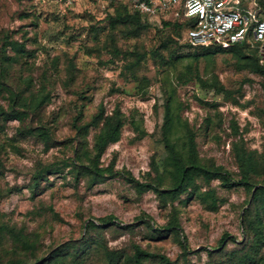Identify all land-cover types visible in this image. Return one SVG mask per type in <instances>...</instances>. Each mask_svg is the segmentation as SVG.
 <instances>
[{
    "label": "rangeland",
    "instance_id": "1",
    "mask_svg": "<svg viewBox=\"0 0 264 264\" xmlns=\"http://www.w3.org/2000/svg\"><path fill=\"white\" fill-rule=\"evenodd\" d=\"M106 11L87 0H0V62L11 58L0 83V264L52 251L61 254L50 264H132L137 245L169 259L146 264H264V206L252 197L262 165L256 186L197 177L173 199L128 178L171 185L168 110L167 137L179 153L188 159L194 146L202 162L239 178L238 151L264 157V77L231 45L190 47L182 30L160 23L133 35ZM101 104L107 113L120 107L126 123L99 162L115 173L94 180L86 165L101 125L89 123ZM175 213L183 232L149 225L165 227ZM108 215L135 225L87 226Z\"/></svg>",
    "mask_w": 264,
    "mask_h": 264
},
{
    "label": "trees",
    "instance_id": "2",
    "mask_svg": "<svg viewBox=\"0 0 264 264\" xmlns=\"http://www.w3.org/2000/svg\"><path fill=\"white\" fill-rule=\"evenodd\" d=\"M261 4L264 6V0H260ZM98 5H104L106 7L107 17L109 18L110 22H112L113 27L124 26L129 27L132 29L130 31L133 35H138L141 30L147 28L150 25L156 24L157 22L152 21L149 16L145 13H142L137 10H132L129 7V3L125 0H104L100 2H96ZM186 20L184 19H164L160 26L172 27L177 28L179 30L184 31L186 26ZM8 44L18 52H22L25 47L22 43H19L16 40H8ZM190 47L195 48H211L215 46H224V45H231L232 48H236L239 52V58L245 59L244 64L251 69H253L258 74L264 77V62L262 60L260 46L258 44H252L248 42H241V43H222V44H211L207 46H193L189 43H186ZM249 50L248 54H243V50ZM1 54V53H0ZM8 53L4 55V62H0V83L3 82L4 72L6 69L5 63L7 59H11ZM13 60L17 61L16 57ZM44 99L39 101V105L44 103ZM13 112L16 109H12ZM18 112L13 113L14 115ZM3 114H7V112H3ZM18 116V114H17ZM172 121V117L170 115V111L168 110L166 113L165 124L163 128V138L165 141L166 147L171 151L169 162L172 164L173 169L171 170L172 175V183L167 188H161L156 183H143L140 182L138 179H135L133 176H129V180L140 189L142 192L144 186H149L153 188L159 196L169 193L171 198H178L182 193H184L188 188L194 183L197 177H202L207 180L211 179H219L222 186L224 187H235L238 185L244 186H256L258 181H255L254 173L257 171L256 165H262L264 167V157L262 160H256L251 155H247L246 152H237V159L241 167L240 177L236 178L234 174L227 170L223 165L218 164L215 161H211L210 163H204L200 160L198 155H196V151L194 150V146H192L190 152L191 156L189 158H185L181 153H179L174 144L168 140L167 131L170 128V122ZM126 123V118L121 110L120 107L115 108L112 113H107L105 106L101 104L97 113L94 115L92 121L89 124L94 125H101L100 131L95 136V146H94V155L90 160L89 166L86 165L90 170L89 172L92 174L94 180H99V178L105 175V171H109L112 174L115 173L113 166L110 165L108 167H101L99 162L101 157L103 156L106 148L112 142H115L120 139L122 134V129ZM88 124V125H89ZM81 128V127H80ZM82 128L87 129V125L83 126ZM43 134L45 137L49 136L47 130H43ZM191 144H193V139L190 140ZM254 174V175H253ZM43 173L40 171L34 176V184L35 187H38L40 183V179L42 178ZM252 197L254 200H261L264 206V184L259 185L254 190ZM146 222V219H144ZM121 224L120 226L124 228H130L135 225V223L131 224H123L116 220V216L108 215L106 217H100L99 219H91L87 226L89 227H98L103 228L109 224ZM149 225L152 227L153 230L161 232L163 229L165 230H180L183 232L181 223L179 222V217L175 213L173 219L165 225V227H157L154 223H150ZM230 236L229 233H225L224 237L220 241V246H223L225 240ZM17 240L21 241L23 244L28 245L30 244V239L25 238L21 235H16ZM182 246L184 251H189V244L185 235H183ZM235 239V237H234ZM16 242V241H15ZM16 244V243H15ZM61 252L52 251V253L47 257L43 258L42 260H36L34 262L28 261L25 259L24 256H18L12 259L10 262L3 263V264H50L53 259H56ZM145 257L149 258H160L164 262L169 263V259L159 253L147 251L140 246H136L134 254L132 256V264H146ZM110 264H117V262Z\"/></svg>",
    "mask_w": 264,
    "mask_h": 264
},
{
    "label": "built area",
    "instance_id": "3",
    "mask_svg": "<svg viewBox=\"0 0 264 264\" xmlns=\"http://www.w3.org/2000/svg\"><path fill=\"white\" fill-rule=\"evenodd\" d=\"M100 2L104 0H87ZM157 23L184 19L183 41L193 46L248 42L264 62V8L260 0H125Z\"/></svg>",
    "mask_w": 264,
    "mask_h": 264
}]
</instances>
